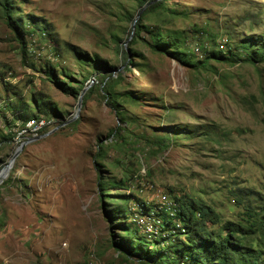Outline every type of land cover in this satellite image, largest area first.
I'll list each match as a JSON object with an SVG mask.
<instances>
[{"label": "rangeland", "instance_id": "rangeland-1", "mask_svg": "<svg viewBox=\"0 0 264 264\" xmlns=\"http://www.w3.org/2000/svg\"><path fill=\"white\" fill-rule=\"evenodd\" d=\"M12 1L28 33L24 43L0 4V170L26 141L5 142L2 105L33 119L40 101L59 114H43L54 132L27 142L0 183V264H144L116 250L104 207L192 197L219 230L246 217L237 193L264 198V62L205 59L263 34L264 0H154L164 6L145 16L137 0ZM151 31L177 35L190 63L153 50ZM55 80L86 88L79 110ZM100 175L129 182L109 185L114 205ZM129 193L139 200L120 202Z\"/></svg>", "mask_w": 264, "mask_h": 264}, {"label": "trees", "instance_id": "trees-1", "mask_svg": "<svg viewBox=\"0 0 264 264\" xmlns=\"http://www.w3.org/2000/svg\"><path fill=\"white\" fill-rule=\"evenodd\" d=\"M137 1L142 7L148 2H152L147 7L144 16L156 8L163 7L165 3V1L156 3L154 0ZM0 4L2 6L3 17L6 19L8 26L17 32L23 42L26 43L24 38L28 30L24 28L25 24L17 16L18 8L14 5V2L12 0H1ZM141 26L143 25L138 24V37L140 31H142ZM38 27H41V25L34 22L31 29L34 31ZM41 30L46 31L45 28ZM151 32L153 41L150 43V46L153 50L172 56L185 64L190 63L184 56L185 53L181 50V43L177 35ZM227 43H225L224 47L226 45L228 46ZM240 47L242 50L238 51L237 48ZM241 53L246 54L247 57L243 58ZM127 58L128 55L125 53L124 59ZM205 59H216L219 61L231 60L230 62H238L246 59L253 63L264 62V33L241 38L237 42L234 50L228 48V53H222L221 51L208 52ZM106 64L100 70L104 78L112 76V74H108L109 69H106L108 68ZM48 72L52 75V71ZM55 83L65 93L80 95L83 90V87L72 86L65 80H55ZM110 90L112 89L108 90L109 94L107 97L112 98L114 92ZM50 105L48 103L46 104V102L39 101L35 107L34 118H45L43 114H48L49 111H53L55 115H58L59 110ZM113 106L115 107L116 103H113ZM1 107L4 112L11 109V119H7L6 121L9 123V125H6V127H9V130L7 134L3 135L5 142L9 144L17 136L10 129V124H14L15 120L18 119L19 123H23L20 129L24 128L26 122L30 120V116L26 114V107L13 104L12 101L11 103L7 102ZM52 127L53 122L43 131L46 132ZM211 133L212 131L209 130L206 134ZM159 141H161L160 145H163V139L161 138ZM128 183L126 180L117 183L115 180H107L100 175L98 186L103 199H106L108 202L105 204L114 205L119 200L112 196L109 185L114 186L115 184H120L126 188L129 186ZM117 196L121 198L120 202H127L133 199L139 200L132 193L118 194ZM174 200L178 204L176 218L184 223L185 231L179 229L172 220L166 217L165 229L170 231V235L169 238L164 240H150L141 232L135 223H130L129 219L132 213L127 205L104 207L105 213L111 223V228L117 229L120 234L119 239L113 242L116 250L124 255L126 259L136 257L144 264H179L183 259H188L193 264H264V198L260 197L255 200L252 199L251 195L247 194L246 196L245 194L237 193V202L245 204L246 217L238 221L228 220L219 230L211 229L209 226V223L214 225L220 221L219 215L211 206L199 202L192 197L181 198L175 196ZM139 201L142 202V200ZM181 235H185V238H181Z\"/></svg>", "mask_w": 264, "mask_h": 264}, {"label": "built area", "instance_id": "built-area-1", "mask_svg": "<svg viewBox=\"0 0 264 264\" xmlns=\"http://www.w3.org/2000/svg\"><path fill=\"white\" fill-rule=\"evenodd\" d=\"M227 39L222 41L225 44ZM225 46V45H224ZM52 124L51 120L46 118H33L26 122L24 128H21L14 140L21 142L22 138L27 136H36L42 133L45 128ZM50 128L49 130H51ZM47 130V131H49ZM46 131V132H47ZM177 202L166 192L158 194V202L151 205L148 202H134L132 207V222L140 228L141 232L151 240H164L169 238L170 231L166 230V217L174 222V224L185 231L184 223L176 218ZM179 264H193L188 259H183Z\"/></svg>", "mask_w": 264, "mask_h": 264}, {"label": "water", "instance_id": "water-1", "mask_svg": "<svg viewBox=\"0 0 264 264\" xmlns=\"http://www.w3.org/2000/svg\"><path fill=\"white\" fill-rule=\"evenodd\" d=\"M152 2H148L147 4H145L142 7L141 13L151 4ZM139 18V15L135 18V22H134V26L135 23L137 21V19ZM135 28V27H134ZM134 31V30H133ZM86 92V88H83V90L81 91L80 95H79V101H78V110L80 109L81 105H82V99H83V95ZM54 129H51L45 133H42L40 135H36V136H27L25 139L26 141H23L20 145V147L17 149V151L15 152V154L9 159V161L3 166V168H1L0 170V183L3 181L4 178H6L10 171L12 170L11 167L14 165L15 163V159L18 155V151L27 143V142H31L33 140H36L42 136H47L49 134H51L52 132H54Z\"/></svg>", "mask_w": 264, "mask_h": 264}, {"label": "bare ground", "instance_id": "bare-ground-1", "mask_svg": "<svg viewBox=\"0 0 264 264\" xmlns=\"http://www.w3.org/2000/svg\"><path fill=\"white\" fill-rule=\"evenodd\" d=\"M14 166V165H13ZM13 166L11 167V169L13 168Z\"/></svg>", "mask_w": 264, "mask_h": 264}]
</instances>
